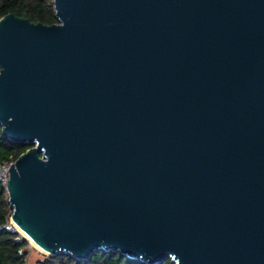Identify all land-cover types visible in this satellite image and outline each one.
Returning a JSON list of instances; mask_svg holds the SVG:
<instances>
[{"label":"water","instance_id":"obj_1","mask_svg":"<svg viewBox=\"0 0 264 264\" xmlns=\"http://www.w3.org/2000/svg\"><path fill=\"white\" fill-rule=\"evenodd\" d=\"M53 4L0 19L12 223L47 256L264 264V0Z\"/></svg>","mask_w":264,"mask_h":264},{"label":"trees","instance_id":"obj_2","mask_svg":"<svg viewBox=\"0 0 264 264\" xmlns=\"http://www.w3.org/2000/svg\"><path fill=\"white\" fill-rule=\"evenodd\" d=\"M28 19L32 23L51 26L57 24L53 0H0V19L7 14ZM31 145L16 144L2 135L0 127V163L16 161ZM12 211L8 194L0 182V264H30L33 249L28 240L10 225ZM34 264H144L120 253L96 251L87 261H79L68 255L45 256ZM162 264H175L167 260Z\"/></svg>","mask_w":264,"mask_h":264},{"label":"built area","instance_id":"obj_3","mask_svg":"<svg viewBox=\"0 0 264 264\" xmlns=\"http://www.w3.org/2000/svg\"><path fill=\"white\" fill-rule=\"evenodd\" d=\"M15 161L4 160L0 163V182L4 187H6L7 182L9 181L10 172L9 169L14 164Z\"/></svg>","mask_w":264,"mask_h":264},{"label":"rangeland","instance_id":"obj_4","mask_svg":"<svg viewBox=\"0 0 264 264\" xmlns=\"http://www.w3.org/2000/svg\"><path fill=\"white\" fill-rule=\"evenodd\" d=\"M10 225L13 227V229L17 230L16 227L13 225L12 221H10ZM29 243L31 248L33 249L30 257V264H34V262H36L37 260H43L45 256H47L44 253L40 252L37 248L33 247L31 245V241Z\"/></svg>","mask_w":264,"mask_h":264},{"label":"bare ground","instance_id":"obj_5","mask_svg":"<svg viewBox=\"0 0 264 264\" xmlns=\"http://www.w3.org/2000/svg\"><path fill=\"white\" fill-rule=\"evenodd\" d=\"M14 225V224H13ZM16 227V229L25 237L27 238L29 241H31V245L35 248H37L40 252L44 253L46 255V253L40 249L30 238H28V236L26 234H24L16 225H14Z\"/></svg>","mask_w":264,"mask_h":264}]
</instances>
